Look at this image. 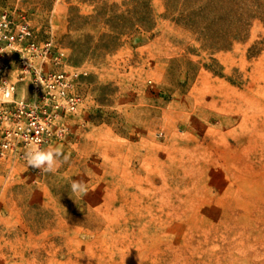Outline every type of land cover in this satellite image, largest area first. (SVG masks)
Returning a JSON list of instances; mask_svg holds the SVG:
<instances>
[{"label":"rangeland","instance_id":"1","mask_svg":"<svg viewBox=\"0 0 264 264\" xmlns=\"http://www.w3.org/2000/svg\"><path fill=\"white\" fill-rule=\"evenodd\" d=\"M0 10L87 73L58 170L0 160V264H264V0Z\"/></svg>","mask_w":264,"mask_h":264},{"label":"built area","instance_id":"2","mask_svg":"<svg viewBox=\"0 0 264 264\" xmlns=\"http://www.w3.org/2000/svg\"><path fill=\"white\" fill-rule=\"evenodd\" d=\"M53 37L39 40L22 12L0 10V160H24L30 147L63 140L67 119L85 103L87 73L69 71Z\"/></svg>","mask_w":264,"mask_h":264},{"label":"clouds","instance_id":"3","mask_svg":"<svg viewBox=\"0 0 264 264\" xmlns=\"http://www.w3.org/2000/svg\"><path fill=\"white\" fill-rule=\"evenodd\" d=\"M62 152L59 148L40 149L30 146L24 153V160L33 169L42 173H55L61 164ZM71 190L76 195H86L87 185L83 180H73Z\"/></svg>","mask_w":264,"mask_h":264}]
</instances>
